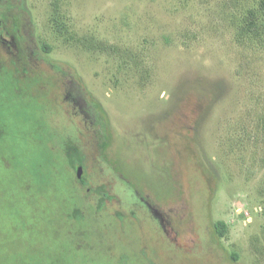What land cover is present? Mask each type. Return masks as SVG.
Listing matches in <instances>:
<instances>
[{"label": "rangeland", "instance_id": "obj_1", "mask_svg": "<svg viewBox=\"0 0 264 264\" xmlns=\"http://www.w3.org/2000/svg\"><path fill=\"white\" fill-rule=\"evenodd\" d=\"M262 1H19L0 264H264Z\"/></svg>", "mask_w": 264, "mask_h": 264}, {"label": "flooded vegetation", "instance_id": "obj_2", "mask_svg": "<svg viewBox=\"0 0 264 264\" xmlns=\"http://www.w3.org/2000/svg\"><path fill=\"white\" fill-rule=\"evenodd\" d=\"M20 0H0V6H3V12H2V19L0 21V29L6 30L7 34L9 36V40L7 41L5 38L1 36L0 38V44L2 45H10L11 47L15 48V53L13 54V57L11 59V62L14 66L19 67L17 64V61H23L24 64L26 63L25 57H28L27 53V46L26 43L28 42V34L22 24L21 17H20V6L17 5ZM10 47V48H11ZM22 70V69H21ZM25 70V69H24ZM22 70V71H24ZM19 69L15 70H8L2 66H0V86L4 83L12 84L13 89L15 93L18 92L17 90L23 88V91H25V97H28L30 95V90L27 86L24 84H21L18 80L17 72H19ZM20 71V72H22ZM25 77H30V72H24ZM35 77V76H34ZM32 79V78H30ZM22 90V89H21ZM10 91V90H9ZM0 110H2V106L0 105ZM2 118V115H0V119ZM6 129V126L0 125V135L1 133ZM50 142L48 143V147L51 150L52 154L56 152L57 149L55 148V144L53 147L49 146ZM52 144V142H51ZM82 166V164H80ZM79 165V166H80ZM81 181V180H80ZM80 183L83 186L85 185V182Z\"/></svg>", "mask_w": 264, "mask_h": 264}, {"label": "trees", "instance_id": "obj_3", "mask_svg": "<svg viewBox=\"0 0 264 264\" xmlns=\"http://www.w3.org/2000/svg\"><path fill=\"white\" fill-rule=\"evenodd\" d=\"M262 6H263V8H264V1H262ZM250 13H251V16H252V18H253V17L255 16L254 12H250ZM250 25H251V27H254V25H255L254 20L250 22ZM77 178H78V177H77ZM82 183H84V182H82ZM85 185H86V183H85ZM69 218L72 219V218H73V215L69 216ZM75 220H76V222H77L78 224H80V223H82L85 219H84L82 216H76V217H75ZM220 225L223 226L222 223H219V224H217V229L220 228Z\"/></svg>", "mask_w": 264, "mask_h": 264}, {"label": "water", "instance_id": "obj_4", "mask_svg": "<svg viewBox=\"0 0 264 264\" xmlns=\"http://www.w3.org/2000/svg\"><path fill=\"white\" fill-rule=\"evenodd\" d=\"M82 173H83V168H82V167H79V169H78V173H77V177H78V179L81 178Z\"/></svg>", "mask_w": 264, "mask_h": 264}]
</instances>
